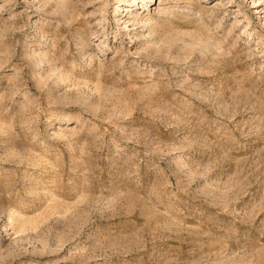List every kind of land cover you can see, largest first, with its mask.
Segmentation results:
<instances>
[{"label": "rangeland", "instance_id": "374dc122", "mask_svg": "<svg viewBox=\"0 0 264 264\" xmlns=\"http://www.w3.org/2000/svg\"><path fill=\"white\" fill-rule=\"evenodd\" d=\"M0 264H264V0H0Z\"/></svg>", "mask_w": 264, "mask_h": 264}]
</instances>
